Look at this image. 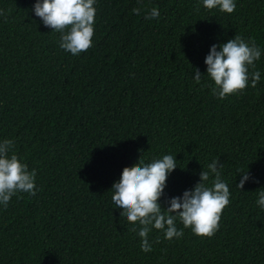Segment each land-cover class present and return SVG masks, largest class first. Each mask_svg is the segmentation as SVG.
Instances as JSON below:
<instances>
[{"label": "trees", "instance_id": "obj_1", "mask_svg": "<svg viewBox=\"0 0 264 264\" xmlns=\"http://www.w3.org/2000/svg\"><path fill=\"white\" fill-rule=\"evenodd\" d=\"M36 2L0 0L11 9L0 17V141L37 173L35 196L0 204V264H264V0H235L232 14L202 0H96L93 46L76 56ZM151 8L158 18H145ZM236 35L260 47L250 72L261 79L220 99L205 59ZM164 155L178 166L162 207L216 158L230 204L214 237L177 220L183 237L153 229L145 253L111 190L125 167ZM240 171L251 177L243 190Z\"/></svg>", "mask_w": 264, "mask_h": 264}, {"label": "clouds", "instance_id": "obj_2", "mask_svg": "<svg viewBox=\"0 0 264 264\" xmlns=\"http://www.w3.org/2000/svg\"><path fill=\"white\" fill-rule=\"evenodd\" d=\"M208 10L232 14L236 9L235 0H202ZM96 0H37L33 11L45 27L60 33L59 47L76 56L93 46L94 24L97 9ZM199 10V7L197 8ZM0 9V17L7 19ZM139 15L141 8H134ZM160 15L157 8L146 10V19H155ZM219 49V50H218ZM261 49L254 39L245 41L236 35L227 43L212 45L206 56L207 75L214 81L213 95L224 99L239 95L249 81L255 88L261 79L255 69V62L261 59ZM202 74L195 69L194 79L200 83ZM211 86V85H209ZM15 141H0V204L6 209L14 196L20 193L36 195V170H29L27 163L15 153ZM11 153V155H10ZM176 157L164 155L162 159L145 163L141 158L137 164L125 167L119 181L112 186V202L116 208L123 209L121 216L126 217L141 238V249L148 253L153 250L149 242V233L160 230L165 239L183 237V230H178L176 221L199 237L212 238L220 229L223 210L230 204V190L221 178L223 165L216 158L202 170L200 181L193 190H186L182 197L170 198L168 207L161 206L160 200L165 194L169 175L177 168ZM239 171V170H238ZM241 179L237 187L243 190L250 177L249 171H240ZM210 183V186H209ZM264 209V190L258 191L256 202ZM138 226V228H137ZM160 241L157 240L156 243Z\"/></svg>", "mask_w": 264, "mask_h": 264}]
</instances>
